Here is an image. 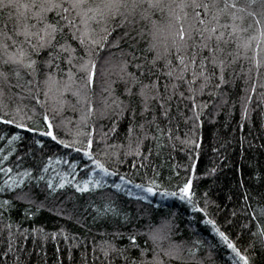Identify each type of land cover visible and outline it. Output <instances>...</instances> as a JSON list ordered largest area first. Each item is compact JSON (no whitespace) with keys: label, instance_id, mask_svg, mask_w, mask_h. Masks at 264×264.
<instances>
[{"label":"snow or ice","instance_id":"snow-or-ice-1","mask_svg":"<svg viewBox=\"0 0 264 264\" xmlns=\"http://www.w3.org/2000/svg\"><path fill=\"white\" fill-rule=\"evenodd\" d=\"M144 2L145 0H0V123L26 130L34 136L39 133L41 137L49 138L57 151L62 147L82 154L93 166L90 171L85 172V178L77 180L73 175L77 171V160H64L61 155L55 159L57 163L69 164V171L58 173L56 182L49 178L45 183L49 194L66 185L74 187L79 193L95 192L107 187L108 194L101 197L102 205L92 204L97 218L117 217L127 223L128 215L116 203L120 194L136 196L138 200L148 199L147 195H137L134 188L140 193L155 194L159 190L164 197L178 196L195 213H204L197 223L202 221L205 226H210L206 230L212 233L213 243L208 245L209 254L206 258H197L198 250L207 243L202 237L189 241L173 240L174 236L180 234L184 221L181 220L178 224L176 217L172 215L162 218L159 224L149 229L146 234L148 239L143 245L139 243L143 234L136 232L128 234V245L123 247H117L108 240L97 244L96 247L107 264H112L113 254L122 264H206V259L215 264L211 257L212 251L217 254L227 252L230 264H264V170L255 175L249 173V180L254 179V184L247 188L243 182L240 185L244 188L241 200L245 204L244 215L248 218V223L242 224L241 229L247 230L250 236L256 238L255 244L250 242L248 247L242 249L230 234L221 230L208 217L206 197L205 208L195 204L194 193L190 190L191 175L175 191L163 188L152 177H146L144 183H136L133 178H126L114 167L106 166L96 158L93 143L99 144L100 141H94L95 129L89 128V120L94 114L98 112L103 117L111 113L115 119L111 120L113 127L109 131L115 132L118 121L130 110L132 120L127 128L129 145L124 155H131L134 160L139 158V167L145 168L150 163L152 148L149 147L144 152L142 145L145 141L154 142L158 156L173 140L180 139L173 135V105H177L178 114L183 116V113H179L178 105L187 100L190 102L189 111L192 115L185 116L184 119L186 122L191 120L193 126L181 143L185 147L190 146L193 154L189 157L192 162L184 166L185 170L194 172V157L198 156L201 147V140L195 132L199 120L196 97L205 92L212 96L219 94L221 98L227 95L224 89L234 85L241 75L235 72V66L241 59L247 60L250 65L244 77L249 84L243 90L245 95L241 97V119H248L247 107L252 96L247 93L249 90L253 93L256 91V81L251 74L255 71L264 78V73L261 72L264 69V0H146L147 9L159 10L165 14L164 27L161 29L159 22L153 20V39L140 47L144 33L137 31L134 25L137 10L143 7ZM141 15L146 16L147 10ZM161 31L165 34L163 40L158 38ZM113 50H117L121 57L114 65L118 69L116 79H106L100 88V94H97V79L101 75L98 65L108 64ZM41 76L43 79H40ZM118 83L123 85L119 95L114 87ZM260 87L264 88V83ZM65 93H70L75 98V103L79 106L77 122L83 128L77 130L71 140L56 134L48 115V101L56 100L62 110L66 104ZM41 94L44 99H41ZM25 99L31 102L30 108L28 104L22 103ZM16 100L21 103H15ZM260 100L264 101V94H261ZM37 113L40 119L34 121L33 116ZM137 114L141 117L139 123L135 121ZM134 135L136 140L133 148ZM22 139L11 129L8 135H0V141L7 140L9 147ZM31 143L35 146L45 145L43 139L33 138ZM4 151L7 149H0V152ZM15 151L12 148V152L0 159V174L6 177L0 192H14L15 200L32 205L33 193L26 192L23 188L26 185L25 178L31 181L34 174L25 168L13 175V168L6 163ZM45 158L47 163L38 168V171H47L52 163V155L45 154ZM16 159L19 161L20 157ZM123 163L120 159L113 161L114 165ZM132 167L136 169L134 162ZM84 168L87 170V163ZM153 173L157 177L160 175L154 166ZM114 176H118L119 182L108 185L105 178ZM35 179L43 181L44 177L35 176ZM129 185L131 187H127ZM18 188L20 190L16 191ZM253 191L259 192L256 200L258 207L254 208L248 205V201L252 199L249 193ZM11 206L12 202L5 199L0 207L8 210ZM44 207L41 202L36 211ZM25 215L31 216L33 212L28 210ZM232 215L236 216L237 213L233 212ZM32 231L43 233V229ZM9 235L11 236V232ZM56 235L55 232L51 233L53 239ZM149 241L151 248L148 246ZM8 248L12 249L10 243ZM249 248H258L259 251L249 252ZM132 251L138 252V256L131 255ZM149 251L150 259L146 255ZM224 264H228V261Z\"/></svg>","mask_w":264,"mask_h":264},{"label":"trees","instance_id":"trees-1","mask_svg":"<svg viewBox=\"0 0 264 264\" xmlns=\"http://www.w3.org/2000/svg\"><path fill=\"white\" fill-rule=\"evenodd\" d=\"M145 10H147V15L142 16L141 13ZM189 14L191 15L190 9ZM164 16L165 14L159 10L147 9L146 0L143 7L137 10L134 27L137 31L144 33L140 47H144L153 39L151 35L153 20L158 21L160 28L163 29ZM164 35V32L161 31L158 38L163 40ZM120 58L119 52L113 50L110 62L98 65L101 75L97 79V94H100V88L106 79H116L118 69L114 65ZM249 67L250 65L245 59L237 62L235 72L241 75L237 77L234 85H229L224 89L227 95L223 98L219 94L209 95L208 92L196 97L199 120L195 132L197 138L201 140V147L198 156L194 157L196 160L194 172L185 170L184 166L192 162L189 157L193 154L190 151V146L185 147L181 143L185 134L192 131L193 126L191 120L186 122L184 119L185 116L192 115V112L189 111L190 102L187 100L178 105L179 113H183V116L178 114L177 105H173V116L175 117L172 124L173 135L179 136L180 139L173 140L163 148L158 156L154 142L145 141L142 145L144 152H147L149 147L152 148L150 163L145 168L139 167L141 163L139 158L134 160L133 156L126 157L124 155L129 145L127 128L132 120L130 110L118 121L115 132L109 131L113 127L111 120L115 119L111 113L102 117L97 112L89 120V128L94 127L95 129L94 141H100L99 144L93 143L96 158L106 166L114 167L126 178H133L136 183H144L146 177H152L157 179L163 188L170 191H175L177 186L182 185L191 175L190 190L194 193L195 204L200 208H205L206 197L208 217L213 219L221 230L230 234L237 246L242 249L248 247L250 242L255 244L256 238L250 236L247 230L242 231L241 229L242 224L248 223V218L244 215L245 204L241 200L244 188L240 185L243 182L244 187L247 188L250 184H254V179L249 180V173L255 175V173L264 170V101L260 100L261 94H264V88L260 87L264 83V78L258 76L255 71L251 75L256 81V91L253 93L249 90L247 93L252 96L247 107L248 119H241L243 112L241 97L245 95L243 90L249 84L244 77ZM261 72L264 73V69H261ZM40 79H43V76ZM114 87L119 95L123 85L118 83ZM64 98L66 104L62 110L56 100L48 101V115L52 119L56 134L63 139L71 140L73 134L83 128L77 122L79 106L76 105L75 98L70 93H65ZM41 99H44L42 94ZM15 103H21V101L16 100ZM22 103L31 107V102L27 99ZM203 105H207V107H202ZM137 113H139L138 107ZM29 114L32 115L31 112ZM39 119V113L33 116L34 121ZM135 121L136 123L141 122L139 114ZM10 129L23 139L15 142L11 147L8 146L7 140L0 141V149H7V151L0 152V159L12 152V148L16 149L6 163L13 168V175L25 168L30 169L34 174L31 181L25 178L26 185L23 188L24 191L33 193L34 203L28 205L23 201L15 200L14 192H0V206L3 205L5 199L12 202V206L8 210L0 207V213H2L0 215V264H107L99 248L96 247L97 244L108 240L117 247H123L128 245V234L136 232L143 234L139 239V243L143 245L144 241L148 239L146 234L149 229L159 224L162 218L172 215L176 217L178 224L181 220L184 221L180 228V234L174 236L173 240L177 242L180 240L189 241L202 237L207 243L198 250L197 258H206L209 254L208 245L212 244L213 240L211 239L212 233L206 228L210 229V226H205L202 221L197 223L204 213H195L193 208L180 201L178 196L164 197L159 190L155 194L140 193L139 190L133 188L137 195L148 196L147 200H138L136 196L128 197L121 193L116 203L118 208L128 215L129 221L126 223L117 217L108 219L96 217L92 204L102 205L101 197L108 194L107 187L95 192L79 193L74 187L66 185L63 189H57L55 193L49 194L45 182L49 178L56 182L57 174L69 171L70 168L69 164L57 163L55 159L57 156L62 155L64 160L78 161L77 171L73 173L77 180L85 178V172L90 171L93 166L82 154L62 147L57 151L52 146L50 139L41 137L39 133L34 136L26 130L15 129L14 126L0 123V135H8ZM33 138L43 139L45 145H33L31 143ZM189 138H191L190 135ZM135 140L136 136L134 135L132 137L133 148ZM100 153L105 154L100 155ZM45 154L52 155L53 160L47 171L41 172L38 171V168H42L47 163ZM17 157H20L19 161L16 159ZM116 159L123 160L124 163L114 165L113 161ZM132 162L136 164V169L132 167ZM85 163L88 165L87 170L84 168ZM153 166L155 171L160 174L158 177L154 176ZM213 169L215 171H212ZM40 175L44 177L43 181L35 179V176ZM5 179L6 177L0 174V187L4 186ZM105 179L108 185L119 182L118 176ZM37 184L39 187H36ZM19 190L18 188L16 191ZM249 194L252 199L248 201V205L252 208L258 207L256 200L259 192L253 191ZM41 202L45 207L36 211L37 205ZM28 210H31L33 215L26 216L25 213ZM233 212H236L237 215L233 216ZM9 225H11L10 228ZM33 229H43V233L33 232ZM9 232H11V236ZM53 232L57 233L55 239L51 236ZM114 233L123 235H113ZM237 233L242 234L236 235ZM9 243L12 245L11 250L8 248ZM148 246L151 248V241ZM253 251H259V249L249 248V252ZM131 255L138 256V252L132 251ZM146 255L150 259L151 251ZM211 257L215 264H224L225 261L230 264L227 252L217 254L212 251ZM112 264H122L115 258V254H113ZM206 264H211V262L206 259Z\"/></svg>","mask_w":264,"mask_h":264}]
</instances>
